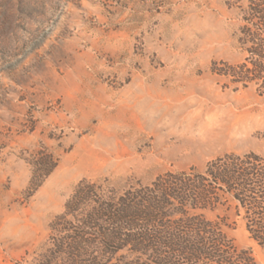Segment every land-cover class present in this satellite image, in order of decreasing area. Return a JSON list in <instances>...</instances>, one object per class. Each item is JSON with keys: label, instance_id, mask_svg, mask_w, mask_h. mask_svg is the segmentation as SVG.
Segmentation results:
<instances>
[{"label": "rangeland", "instance_id": "374dc122", "mask_svg": "<svg viewBox=\"0 0 264 264\" xmlns=\"http://www.w3.org/2000/svg\"><path fill=\"white\" fill-rule=\"evenodd\" d=\"M247 1L0 0V264L43 248L82 179L123 189L227 153L264 158V96L210 70L242 60ZM41 149L57 166L27 198ZM208 216L264 264L233 211Z\"/></svg>", "mask_w": 264, "mask_h": 264}, {"label": "trees", "instance_id": "16d2710c", "mask_svg": "<svg viewBox=\"0 0 264 264\" xmlns=\"http://www.w3.org/2000/svg\"><path fill=\"white\" fill-rule=\"evenodd\" d=\"M239 21L242 60L212 63L210 70L234 90L254 87L264 96V0H248ZM30 165L27 198L57 159L41 149ZM218 209L233 211L264 251L262 156L227 153L202 169L166 172L123 189L106 178L82 179L50 221L43 248L16 264H258L227 236L224 217L208 216Z\"/></svg>", "mask_w": 264, "mask_h": 264}]
</instances>
